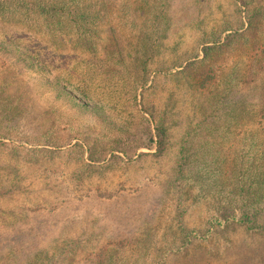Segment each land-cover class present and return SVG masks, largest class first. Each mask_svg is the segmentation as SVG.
<instances>
[{
	"label": "trees",
	"instance_id": "1",
	"mask_svg": "<svg viewBox=\"0 0 264 264\" xmlns=\"http://www.w3.org/2000/svg\"><path fill=\"white\" fill-rule=\"evenodd\" d=\"M170 1L0 0V59L25 79L32 68L39 96L53 120L38 140L33 138L39 135L28 138L18 134V140L26 139L32 147L47 146L31 151L37 157L34 164H55L70 156L76 163H85V148L90 149V160L96 151L101 153L99 158L126 154L124 148L133 146L145 121L154 125L148 123L150 146L146 147L155 150V156H162L168 146L167 118L157 120L150 114L149 119L144 108L137 111V89L146 88L155 65L165 68L170 62L171 58L164 60L162 55L170 29ZM240 9L245 13L242 25L204 34L197 51L188 56L187 65L180 66L182 72L175 76L182 83L185 80L214 91L217 109L224 102L222 94H234L239 84L257 88L262 93L259 111L252 114L242 109L235 116L205 118L184 135L175 169L181 215L187 212L189 206L182 207L190 204L193 196L198 203L210 200L213 207L206 212L204 232L200 228L187 232L186 223L181 222V229L187 232L185 241L178 247L159 249L154 264H170L172 257H189L200 249L220 259L226 253L220 251L224 245L227 251L237 245L231 233L239 228L249 236H264V1L242 0ZM192 69L194 74L189 76ZM8 100L0 95V124L13 125L15 120L19 122L22 105ZM140 113L139 125L134 127V118ZM120 118L124 123L115 125ZM235 127L240 128L245 144L237 155L233 151L234 158L231 152L225 155L220 150L221 142L209 150V143L233 136ZM91 137L96 139L81 140ZM5 146H14L11 154L16 155L13 162H4L5 169L13 172L12 188L5 193L13 194L26 180L20 177V165L28 149L16 150L15 140ZM205 156L212 160H205ZM216 233L220 244L214 245ZM68 244L55 250L67 253L63 259L51 257L52 248L37 254L29 264H74L80 246ZM105 259L91 263L124 261Z\"/></svg>",
	"mask_w": 264,
	"mask_h": 264
},
{
	"label": "rangeland",
	"instance_id": "2",
	"mask_svg": "<svg viewBox=\"0 0 264 264\" xmlns=\"http://www.w3.org/2000/svg\"><path fill=\"white\" fill-rule=\"evenodd\" d=\"M240 2L242 0L170 1L167 13L170 29L162 53L164 60L171 58L170 62L165 68L155 65L146 88L137 89V111L144 108L149 119L150 114L157 120L167 118L168 146L159 157L155 156V150L146 147L150 146L147 127L154 125L145 121L137 130L133 146L124 148L127 155L117 152L114 156L99 158L101 153L96 151L90 160V149L85 148V163H76L70 156L55 164H34L37 157L31 151L47 149V146L41 143L32 147L26 139L18 140V134L28 138L39 135L33 138L38 140L51 128L53 120L39 96L32 68L25 79L15 75L0 59V95L10 99L8 102L20 101L22 105L18 123L15 120L13 125L5 121L0 124L4 137L0 138V264H29L37 254L52 248L51 257L56 255L63 259L67 253L55 250L74 242L80 246L77 257L73 258L74 264H92L105 256V260L122 258L123 264H154L152 260H158L159 249L181 246L187 232L194 228L204 232L206 212L213 207L210 200L207 204L198 203L193 196L190 204L182 207L189 206L187 212L181 215L180 182L175 181V169L182 139L205 118L235 116L242 109L257 113L262 93L257 88L239 84L234 94H222L224 102L217 109L214 91L190 85L185 80L182 83L175 75L182 70L180 66L187 65L188 56L197 51L204 34L242 25L245 13L240 9ZM192 70L189 76L194 74ZM245 103L248 107H243ZM141 115L134 118V127L139 125ZM134 120L129 122L131 128ZM121 123L124 121L120 118L115 125ZM236 128L228 140L219 138L209 143V150L214 143L221 142L220 150L225 155L231 152L234 158L233 151L237 155L245 144L243 135H239L240 128ZM84 139L90 142L96 138L81 140ZM14 140L16 150L26 147L28 151L23 152L20 165V177L26 180L21 189L12 194L5 193L12 188L13 172L5 169L4 162L10 163L16 158L15 153L11 154L14 146H5ZM205 160L212 158L205 156ZM181 222L187 225L185 233ZM246 234L241 228L231 233L237 245L229 251L224 245L220 251L226 253L220 259L200 249L189 257H172L170 264H264V236ZM215 236L213 244H220V235ZM114 248L117 251L113 252Z\"/></svg>",
	"mask_w": 264,
	"mask_h": 264
}]
</instances>
